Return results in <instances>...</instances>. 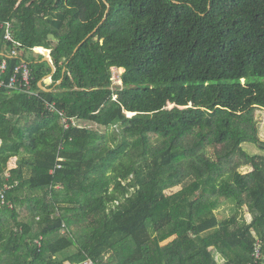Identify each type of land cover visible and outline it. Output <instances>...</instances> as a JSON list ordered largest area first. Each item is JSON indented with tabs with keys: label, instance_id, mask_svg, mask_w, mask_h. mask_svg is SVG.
<instances>
[{
	"label": "trees",
	"instance_id": "trees-1",
	"mask_svg": "<svg viewBox=\"0 0 264 264\" xmlns=\"http://www.w3.org/2000/svg\"><path fill=\"white\" fill-rule=\"evenodd\" d=\"M5 22L39 96L0 87V264H264V0H0L7 50Z\"/></svg>",
	"mask_w": 264,
	"mask_h": 264
},
{
	"label": "built area",
	"instance_id": "built-area-1",
	"mask_svg": "<svg viewBox=\"0 0 264 264\" xmlns=\"http://www.w3.org/2000/svg\"><path fill=\"white\" fill-rule=\"evenodd\" d=\"M2 28L5 29V33L3 35V39L6 41L7 45L9 46V43L13 44L12 47L6 49H2V38L0 37V55L7 53L12 56H16L20 59V63L17 64L13 70V73L7 77L8 70H9V63L6 58L2 59L0 61V87H6L11 90H17L25 92L32 96H39V91L33 88L32 86V68L28 61L24 60L22 58V52L19 51V47L21 46V43L17 41L13 36V24L12 22H5L2 25ZM38 49H43L45 51H48V55L51 57V50L44 48V47H35L34 50L38 51ZM44 53L43 51H41ZM45 55V54H44ZM117 70H120V68L112 67V82H113V89L115 90L117 86H121L123 84L122 81V74L117 75ZM117 94H114L113 99H117ZM46 106L51 112L58 113L60 116L63 117V122L65 129H68L71 125V123H76L75 118H68L64 116V112L59 110L56 107L55 102H49L46 101ZM62 145L60 146V150L62 149ZM63 160L62 157H58V162L56 164V167L51 170V173H54L56 169L62 168L61 161ZM7 175H9L7 173ZM12 186L5 184L3 188H0V207H12L11 203L8 201L7 198V191ZM36 242L41 246V241L36 240ZM262 246L263 242L260 238L257 239L254 251L252 254L253 261L257 263L263 253H262ZM66 264H93L92 260H87L84 263H73V262H67Z\"/></svg>",
	"mask_w": 264,
	"mask_h": 264
},
{
	"label": "rangeland",
	"instance_id": "rangeland-1",
	"mask_svg": "<svg viewBox=\"0 0 264 264\" xmlns=\"http://www.w3.org/2000/svg\"><path fill=\"white\" fill-rule=\"evenodd\" d=\"M124 70H125L124 68H121L120 70H117V72H116L117 75H121L124 72ZM169 107L170 108L173 107V104H169ZM256 119H257L256 136H257L258 139L264 140V108H257V110H256ZM92 126H94V125H92ZM242 146L250 154L255 155L257 157V159H260V157H264V151L261 150L258 147V145H256L255 143L245 142V143L242 144ZM15 163H16V161L15 162L12 161L10 163V166L14 165ZM252 169H253L252 167H244V168H242V170L244 172L251 171ZM175 190H177V188ZM172 191L173 190H170V191H168V193L172 192ZM236 210L237 209H236V206L234 204L228 203L227 205H224L221 208H219L216 213H217V215H218V217L220 219H224V218L236 213L237 212ZM244 212L246 213V218L248 220H251L252 215L250 213H248L247 210H244ZM74 249H75V247H72L71 249L60 253L59 256H65L67 253H71Z\"/></svg>",
	"mask_w": 264,
	"mask_h": 264
},
{
	"label": "water",
	"instance_id": "water-1",
	"mask_svg": "<svg viewBox=\"0 0 264 264\" xmlns=\"http://www.w3.org/2000/svg\"><path fill=\"white\" fill-rule=\"evenodd\" d=\"M50 37L55 39V36H54L53 34H51ZM40 52H41V51H40ZM44 54H45V53H44ZM44 60L49 61V62L52 63V57H50V56L48 55V53L45 54ZM54 72H55V67L53 66L52 74H53ZM44 83H45L46 85H49V84L51 83V75H49V76L45 79ZM40 85H41L42 88H44V85H43L42 82H40Z\"/></svg>",
	"mask_w": 264,
	"mask_h": 264
},
{
	"label": "crops",
	"instance_id": "crops-1",
	"mask_svg": "<svg viewBox=\"0 0 264 264\" xmlns=\"http://www.w3.org/2000/svg\"><path fill=\"white\" fill-rule=\"evenodd\" d=\"M12 161H13V162L17 161V158L14 157V158H12V159L10 160L8 168H9V167H13V166L16 164V163H15L14 165L10 166V163H11Z\"/></svg>",
	"mask_w": 264,
	"mask_h": 264
},
{
	"label": "bare ground",
	"instance_id": "bare-ground-1",
	"mask_svg": "<svg viewBox=\"0 0 264 264\" xmlns=\"http://www.w3.org/2000/svg\"><path fill=\"white\" fill-rule=\"evenodd\" d=\"M38 51H39V50H38ZM39 52H40V51H39ZM44 53H45V54H47V53H48V51H44Z\"/></svg>",
	"mask_w": 264,
	"mask_h": 264
}]
</instances>
